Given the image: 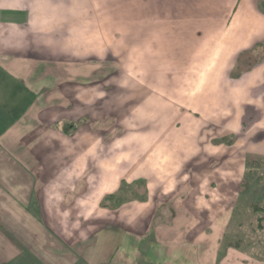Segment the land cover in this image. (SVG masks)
Segmentation results:
<instances>
[{"label":"crops","instance_id":"obj_1","mask_svg":"<svg viewBox=\"0 0 264 264\" xmlns=\"http://www.w3.org/2000/svg\"><path fill=\"white\" fill-rule=\"evenodd\" d=\"M144 2L220 23L136 25L142 70L113 81L103 17ZM250 160L264 167V0H0V264H264L220 254ZM124 186L147 195L103 204Z\"/></svg>","mask_w":264,"mask_h":264},{"label":"rangeland","instance_id":"obj_2","mask_svg":"<svg viewBox=\"0 0 264 264\" xmlns=\"http://www.w3.org/2000/svg\"><path fill=\"white\" fill-rule=\"evenodd\" d=\"M145 5L147 4V7L144 6V13L145 15L143 17H121V16H112V17H108L105 16L103 17L104 21L106 23H109V25L111 26V29L113 31V43L116 46L121 45L122 47L116 48L114 49L116 51V55L113 58V61L111 62V67H112V79L114 80H120L122 78V75L124 76L127 75L128 78L133 79V77H135V74L137 73V70H142L140 69V66L137 67V58H136V49H135V45H136V41L131 42V40H134V38H130V37H134V32H135V26L136 25H143L145 26H150V29L152 27V25L159 27L160 29V35H167L168 34V27H170V31H172L174 29V27L176 29V32H174L173 34H177L180 30H185L183 29L184 26H190L191 28H199L200 26H212L215 25L216 23H220L219 18H215V17H208V18H201V17H197V16H189L186 18H178V17H163V16H158V15H152L153 11H152V7L150 2H144ZM128 6H129V10L131 9V7H134L135 9V4L136 2H127ZM194 7V6H193ZM197 8V7H196ZM192 11H197V9L195 8H191ZM180 22V23H178ZM178 25H180V29H178ZM127 33H125V31H127ZM187 31V29H186ZM163 32V34H162ZM170 35H172V33H169ZM148 36H150V38L152 37V32H148L147 33ZM179 35L181 36H190L189 33H179ZM162 44V43H161ZM129 47V48H128ZM167 47V46H166ZM178 52H182L181 56L178 58L183 57V53L186 52L187 55L189 54V52L196 53L197 51L194 49H177ZM127 54H126V53ZM167 51H165L166 54ZM194 55V54H193ZM192 55V56H193ZM125 59V60H122ZM148 66H151V64L149 63ZM157 69L154 70V72ZM148 72V70H145L144 75H146ZM114 87V86H112ZM98 114H97V118H98ZM117 116V115H116ZM117 118V117H116ZM128 119H131V117L128 115ZM102 119H98L97 121H100ZM106 120V119H105ZM102 122V121H101ZM111 123H115V119L112 117L111 118ZM98 130V137H105L106 134L103 132L102 129H97ZM211 134H215V128L212 129ZM230 138H232V135L229 136H225L224 138H222L221 140L224 141H228L230 140ZM251 159L254 158V156L250 157ZM251 164L255 165V166H251V168L257 167L256 171H252L254 173H256V175H258L257 179L255 178L256 181L259 183V187L257 190L258 193L256 194V196L254 197V201L260 202V203H264V170H263V165H262V161L259 162H255L256 164H254V162H250ZM251 171V172H252ZM250 172V173H251ZM250 173L248 174V176L250 175ZM259 177H261V180H259ZM180 180V179H179ZM182 180V179H181ZM253 182V183H254ZM132 189V192H131ZM143 189V187H142ZM119 196H121L122 198H125L127 200H130L132 197L138 196V197H146L147 194H145V191L140 192L139 188H135V187H129L127 188L126 186H124L122 188V190L120 192H118ZM247 196H244V198L246 199ZM126 200V201H127ZM244 205V204H242ZM248 213V210L245 209L244 213H243V217ZM246 217V216H245ZM238 222V217L237 219L233 222V224L230 227V237L235 234L237 232V225ZM246 227H247V232L246 235L243 236L244 239V245L246 246L247 243L248 247L254 248V253L252 255V258L254 259H258V260H264V234L259 233V232H254L253 227L254 225H251V221L248 220L245 223ZM228 227V226H227ZM227 227L225 229V232H227ZM245 227V229H246ZM252 227V229H251ZM229 229V228H228ZM236 231V232H235ZM248 233L250 235V237H248ZM223 241V238H222ZM222 241H221V246H222ZM251 242V243H250ZM221 246H220V252H221ZM230 250V249H229ZM228 250V251H229ZM236 250V249H235ZM231 252V250L229 251ZM222 255V253H220ZM221 260L218 261V263H220ZM227 264H231V261H227Z\"/></svg>","mask_w":264,"mask_h":264},{"label":"trees","instance_id":"obj_3","mask_svg":"<svg viewBox=\"0 0 264 264\" xmlns=\"http://www.w3.org/2000/svg\"><path fill=\"white\" fill-rule=\"evenodd\" d=\"M250 162H254V164H256L255 162L257 161L250 160ZM257 177L258 175H256V173H253L252 177H247V179L245 178V184L240 192L237 206L234 210V215L232 216L229 222V225L227 227V232H225L223 236V241L221 246L222 254L227 253L229 249H236L248 253L251 256L253 255L254 248L250 249V247H248L249 243H247V245L245 246L243 242L245 239L243 238V236L246 235L247 232V227L245 226L246 225L245 223L248 220L251 221L252 223L251 225H254L253 227L254 232H259L264 234V203L254 201V197L259 191L257 190L259 187V183L254 182L256 181L255 178L257 179ZM259 180H261V177H259ZM119 195L121 194L119 193L109 194L108 196L105 197L103 204L105 206H109L112 208L120 206L127 199L122 198L123 196L121 195L122 196L121 197ZM244 196H247L246 199L244 198ZM245 209L248 210V213L245 215L246 217L245 216L243 217V213ZM237 217H238L237 232L235 231L236 233L230 237V227L233 224V222L237 219ZM248 237H250L249 233H248ZM5 264H43V263L35 256L28 253V254H23L14 261L7 262ZM78 264H87V263L81 260Z\"/></svg>","mask_w":264,"mask_h":264}]
</instances>
